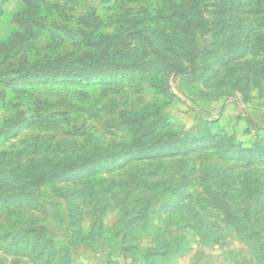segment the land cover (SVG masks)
<instances>
[{
	"label": "rangeland",
	"instance_id": "374dc122",
	"mask_svg": "<svg viewBox=\"0 0 264 264\" xmlns=\"http://www.w3.org/2000/svg\"><path fill=\"white\" fill-rule=\"evenodd\" d=\"M186 7L201 11L190 61ZM144 43L181 73L114 68ZM103 52L110 72L81 77ZM109 150L71 181L27 184L33 162ZM1 182L0 264H264V0H0Z\"/></svg>",
	"mask_w": 264,
	"mask_h": 264
},
{
	"label": "trees",
	"instance_id": "16d2710c",
	"mask_svg": "<svg viewBox=\"0 0 264 264\" xmlns=\"http://www.w3.org/2000/svg\"><path fill=\"white\" fill-rule=\"evenodd\" d=\"M23 2H24V6L26 5V8H27L28 5L31 4L32 0H23ZM199 2L200 1H198V2L196 1L195 4L196 3L198 4ZM177 6H180V5H177ZM194 7L196 8V5ZM25 11L26 10L24 9L18 13L19 15L17 16L18 18L16 19V22L19 25L23 24L25 21V16H26ZM182 12L184 13L183 17L185 19V24L183 23L182 29H179V31H180L179 35H176V37L179 39L178 45H179L180 50L182 49L183 51H186L185 55L183 54L184 57L187 58V59H185V61H190V58L198 53L193 47H190L193 44V37H192L191 31H192V26L194 24L192 21L197 19L196 15L200 16L201 11L199 13L196 12L195 16H194L193 13H191V11L189 10V8L187 9V7H186L184 9V11H182ZM172 17H173V14L167 15V18H172ZM65 18L69 19V17H67V16H65ZM186 22L190 25H188ZM184 27H185V29H184ZM197 27H199V26L197 25ZM80 34L82 36H84V33H82L81 31H80ZM89 35H91V34H89ZM160 36H162V35H160ZM188 36H189V39H188ZM154 41L155 42H161L159 39H155ZM90 47H92L94 49L95 45L93 44ZM186 48H187V50H186ZM146 52H148V53H146ZM115 54L120 55L121 60L123 62H126V61L133 59L131 61V63H128V64L124 63L122 65H115L114 68H118V69L123 68V69H128L130 71H136V70L144 69L148 73H153V75H161V74H163V71L165 70V68L169 67V66L176 73H181L180 71H182L184 68V66L182 65L183 63L180 65V62H181L180 59H178V61H174L171 58H169V56L167 55L166 49L163 50L160 48H158V49L152 48V47H150V45H147L145 43L141 47V49L132 48V49L124 50V51L115 52ZM148 54L151 57L146 59V57H148ZM110 57H112V55H106L103 52V55L101 57H99L97 59L90 60V64H84V66L86 67L85 72H78V73L82 74L81 77H85L86 73H87V75L88 74L101 75V74H105L107 72H110L111 68L105 64V62ZM113 58H114L113 60H117L116 57H113ZM188 66H187V68H189ZM71 69H72L71 66H68L66 64L62 66V71L69 70L68 72H66V74H68V75L73 74L74 68L72 70ZM97 73H99V74H97ZM77 95L81 98L82 97L85 98L87 94L85 92H80ZM130 116H137L139 118V115H137V114H130ZM129 123L134 124V125L136 124V123L131 122V121H129ZM139 123H140L141 127H143L145 121L140 120ZM155 127H156L155 123L151 122L146 127L147 129H142V130L140 129L141 134L138 137L139 140L141 141L146 137L147 138L152 137L154 133H148V132H150V130H148V129H153ZM148 144H149V142H146L143 145H148ZM158 144L156 143V145H152V146L155 147V146H158ZM162 144H164V143H162ZM137 148H139V147H137ZM134 150H136V151H133L132 149H130L129 151L127 149H123V154H121L120 158H122L123 156L124 157L130 156L129 157L130 159H128L124 163L125 165H129L133 160H136L137 158H144L143 156L135 157L136 154H139V153H137L139 150H137V149H134ZM130 152H135V153L133 154ZM103 154H104L103 156H97V155L90 154V155H87L84 159H80V158L59 159L58 158V159L52 160L49 158H44L43 160L33 162L30 165V167H31L30 170L33 173L31 175L27 176L28 177L27 184H28V186L34 187V186H39L41 183L48 182V181H54V182L71 181L79 175L78 171L80 169L88 170V167L93 163L102 162V161L109 162L112 159V152L110 150L104 152ZM117 156H119V155H117ZM136 161H138V160H136ZM9 175L11 177L15 176V174L12 171H10V173H8V175H6V177H4V179H3L4 182H10L11 181V179L8 178ZM89 175H90V173H89ZM89 175L84 177L86 180L85 182H89V181L91 182L92 181L93 176H89ZM2 183L3 182H1L0 185H2ZM20 195H22V194H20ZM15 197H16V194L15 195L13 194V195H9V197H7V198L5 197L1 200L4 202H9V201L15 200L16 199ZM36 232H37L36 229H30L29 231H26L27 234L25 235V237H28V238L31 237V238L36 240L37 243L34 244L35 245L34 247H37L38 242L40 244H43V242L45 241L41 238L34 237ZM20 233L23 234L24 232H20ZM18 236H19V233L14 235L13 239L16 240ZM0 241L3 243H6L7 239L4 238V239H1ZM49 243L51 246V248H50L51 253L57 252L58 251L57 248L53 246L54 241H49ZM69 243H70L69 245L73 246L75 244V241L71 240V238H70ZM45 244H47L46 241H45ZM63 247L65 248V246H63ZM23 250H25V248L19 249V251H18V249H14L12 247H9L7 252L12 253L14 251V253H16L18 255L20 254L21 256L22 255H31V253H28V252L23 251ZM33 258L35 260H38L37 258H41V257L39 255H35V257H33ZM68 258L69 257H67L65 259L63 264H69L70 263V260H69L70 258L69 259Z\"/></svg>",
	"mask_w": 264,
	"mask_h": 264
}]
</instances>
